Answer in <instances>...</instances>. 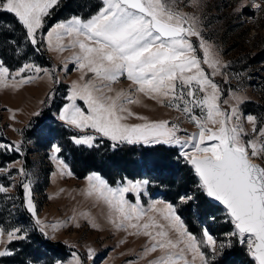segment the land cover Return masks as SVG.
I'll use <instances>...</instances> for the list:
<instances>
[{
  "label": "rangeland",
  "instance_id": "rangeland-1",
  "mask_svg": "<svg viewBox=\"0 0 264 264\" xmlns=\"http://www.w3.org/2000/svg\"><path fill=\"white\" fill-rule=\"evenodd\" d=\"M169 2L176 11L193 18L190 22L200 32V37H190L196 48L197 57L203 59V48L200 46L202 39L207 46H210L214 58L219 61L215 74L208 65L202 63L201 67L212 82L218 85L221 109L231 112L233 107H237L241 116L240 122L248 134L244 137L245 141L259 140L258 132H252L254 126L247 122L246 117L249 115L256 117L255 127L258 130L264 126V10H261L264 9V0H254L255 3L261 4V9L252 6L253 0L246 2L245 0H169ZM242 2L245 6L237 11ZM46 17L43 19L42 28L37 30L38 43L43 44V54L37 48V44L33 45L28 37V43H31L33 49L21 45L17 54L19 58H14L12 61L16 69L11 71L5 64L4 55L0 53V61L9 69L7 86L0 85V145L6 146L0 148V187L6 189L0 191V230L3 231V235L0 236V252L6 251L9 254L0 256V264L16 261L25 264H74L77 257L81 264H150L163 254L160 250L145 254L146 248L150 245V238L131 234L133 229L117 228L111 222L113 214L110 207L96 195L87 194L89 176L95 174L102 180L106 182L107 180L96 172L88 174L85 178H78L72 170L70 155L64 143L67 138L75 146L85 148L95 147L98 141L104 140L113 144L127 142L113 141L92 128L81 130L68 125L65 121L64 124L59 119L64 105L70 103L67 97L71 94L74 82L83 85L92 81L98 87L108 82L94 80L93 73L79 69L73 60L79 49L68 47L71 44V37L66 36L61 41L65 45L63 51L56 50L55 47L50 48L47 33L57 24L43 33ZM12 44H17V40H13ZM26 64L34 65L41 71L37 73L29 68L19 72ZM44 70H47V73ZM29 77H32L30 82L21 83ZM137 87L125 75L111 83V92L104 88V93L107 95L115 96L118 92H124L139 101L126 104L135 115L129 116L123 123L168 121L169 127L173 124L178 125L179 131L176 135L181 140H186L195 133L193 127L176 108L167 106L168 99H164L161 103L138 92ZM196 95L202 96L203 93L197 91ZM234 97H239V102ZM125 98L122 97V103ZM186 99L190 98L186 97ZM76 101L87 114V104L80 99ZM180 103L183 104L182 101ZM138 116L146 117L147 121L137 119ZM209 126L213 125L209 124ZM83 136L94 137L91 146L75 143L74 138ZM132 144H143L145 148L163 145L169 150L177 149L176 160L182 165L191 167L182 155L184 151H193L190 146L182 148L180 145L143 142ZM17 147L19 151L16 150ZM55 147L60 148L58 153L54 151ZM54 155L56 159H53ZM140 156L142 150L138 149L133 159L140 161ZM27 158L30 166L25 169ZM61 160L63 165L58 163ZM253 161L264 166V157L254 158ZM21 169L23 172L20 171ZM149 171L150 174L155 173L152 166L149 167ZM168 174L170 175L165 173L162 178L156 177L158 174H153L151 175L153 179L149 180L126 179L116 186H111L108 182L107 184L117 188L126 187L129 181L133 183L147 181L148 183L138 194L134 191L124 194V198L130 204L138 203L147 211V215L140 223L147 222L148 216H155L160 223L167 224L168 222L163 220L158 211L152 212L149 209L153 204L157 209L171 204L190 233L192 232L186 225L185 219H189L194 230L202 231L200 238L192 234L198 241H202L201 250L205 252L211 264H226V258H231L233 256L231 252L236 248L244 249L240 264H255L246 245L238 243L235 237H229L228 234L234 229L226 210L218 205V208L214 209L203 203L202 197L210 199L200 189L197 176L196 181L189 183H184L182 175L178 176L176 185L172 187L166 179ZM25 183L30 185L31 199L36 209L35 215L28 208V197L23 187ZM178 187L183 188L181 197L185 199L177 202L167 200L166 197L172 198ZM19 188L23 190L25 210L35 223L37 219L42 222L36 224L40 231L43 227L41 232L46 240L54 244H63L66 250L49 253L37 238L27 214L21 207ZM188 197L191 199H187ZM158 201L162 203H156ZM210 202L213 203L211 200ZM93 224L96 227H93ZM54 225L57 227H53ZM204 229H207L217 242L216 260L212 259L211 247L203 242ZM9 232H14L11 240L8 238ZM170 237L175 239L176 234L170 232ZM229 239L232 241V247L225 249L223 255H219V245L227 243ZM188 259L191 260V253H188ZM196 264H200L199 260Z\"/></svg>",
  "mask_w": 264,
  "mask_h": 264
},
{
  "label": "snow or ice",
  "instance_id": "snow-or-ice-1",
  "mask_svg": "<svg viewBox=\"0 0 264 264\" xmlns=\"http://www.w3.org/2000/svg\"><path fill=\"white\" fill-rule=\"evenodd\" d=\"M57 3L58 0H0V11L13 14L35 45L38 43L37 30L42 28L44 17ZM102 5L89 19L74 16L58 23L47 33L50 48L55 47L59 51L65 49L61 41L66 36L71 37L68 47L79 49L73 56L79 69L93 73L94 80L108 82L99 87L92 81L83 85L74 82L67 97L70 103L64 105L59 119L81 130L92 128L113 141L162 143L180 145L182 148L190 146L193 151H184L182 155L193 166L203 193L226 210L234 229L228 234L229 237H235L238 243L246 245L255 264H264V166L253 163L254 158L264 157V126L258 130L255 127L256 117L247 116V122L254 126L252 132H258L260 139L245 141L244 137L248 134L240 122L238 108L233 107L231 112L221 109L218 85L201 67L202 63L206 64L215 74L219 61L202 39L203 59L197 57L190 37H200V32L190 22L193 18L176 11L169 0H102ZM244 6L242 2L237 11ZM252 6L261 9V4L254 0ZM29 68L37 73L41 71L34 65L26 64L19 72ZM44 71L47 73V70ZM8 75L9 69L0 61V85L7 86ZM125 75L138 86V92L161 103L168 99L167 106L185 113L199 132L181 140L176 135L178 125L169 127L168 121L123 123L129 116L135 115L126 104L139 101L124 92L107 95L104 88L111 92V83ZM31 79L29 77L21 83L30 82ZM197 91L203 95L197 96ZM122 97H126L123 103ZM234 98L239 102V97ZM77 99L87 104V114L76 103ZM194 108H200L202 115H195ZM137 119L147 121L146 117L138 116ZM209 124L218 127H209ZM74 139L77 144L91 146L94 137ZM208 141L212 143H206ZM3 147L6 146L0 145V148ZM16 150L19 151V148ZM54 151L58 153L60 148L55 147ZM53 159H56L55 155ZM58 163L63 165L62 160ZM20 171L23 172V169ZM88 180L87 194L96 195L110 207L113 214L111 222L117 228L133 229V235L148 236L150 245L145 254L157 250L163 253L150 264H196L197 260L200 264H211L201 250L202 241L187 230L173 205L167 204L157 209L153 204L149 209L158 211L167 224L160 223L155 216H148L147 222L140 223L147 211L138 203L130 204L124 194L129 191L138 194L147 181H129L126 187L112 188L95 174L89 176ZM23 187L28 197V208L35 215L30 185L25 183ZM0 191L6 189L0 187ZM36 223L42 222L37 219ZM93 227L96 225L93 224ZM170 232L176 234L175 239L170 237ZM2 235L3 231L0 230ZM202 235L203 242L212 249V259L216 260V240L207 229L203 230ZM13 237L14 232H9V240ZM231 247V239L221 243L219 255ZM188 253H191V260ZM8 254L6 251L0 252V256ZM74 264H81L78 257Z\"/></svg>",
  "mask_w": 264,
  "mask_h": 264
},
{
  "label": "trees",
  "instance_id": "trees-1",
  "mask_svg": "<svg viewBox=\"0 0 264 264\" xmlns=\"http://www.w3.org/2000/svg\"><path fill=\"white\" fill-rule=\"evenodd\" d=\"M102 6L100 0H90V2L89 0H61L58 5L52 9L48 17H46L42 32L45 33L54 24L67 21L74 16L85 20L89 19L91 16L95 15ZM13 40H17V44H12ZM21 45L33 49L31 43H28L26 29L13 14L0 11V53L4 55L5 64L11 71L16 69L12 61H14V58H19L17 54ZM36 46L43 54L42 42L37 43ZM8 56L11 58H8ZM64 143L70 155L69 159L72 170L78 178H85L88 174L96 172L102 175L111 186H116L119 182H123L126 179L138 180L147 178L149 180L153 179L151 177L153 174H158L156 177L162 178L165 173H170L166 179L172 187L176 185V179L181 175L185 181L184 183L196 181L193 167L182 165L181 162L176 160L178 158V156H176L178 154L177 149L169 150L163 145L145 148L143 144H113L107 140L98 141L96 146L92 148L77 147L69 138H67ZM138 149L142 150L140 161L133 159V155L137 153ZM29 166L30 161L27 158L25 160V169H28ZM151 166L154 168L155 173L153 174H150L151 172L149 171V167ZM182 189V187L176 188L174 194H172L174 198L168 196L166 199L170 202L179 201L183 195ZM19 197L21 199V207L27 214L37 238L45 245L49 253L66 250L67 248L65 245L59 243L54 244L46 240L32 216L25 210L23 190L21 188H19ZM202 198L204 204H208L214 209L218 208L216 204L211 203L207 198ZM185 222L189 230L200 238L202 231L199 232L194 230L191 227L189 219H185ZM242 253H244L243 248H236V250L231 252L233 256L231 258H226L225 263L240 264L242 262ZM8 264L25 263L16 261L8 262Z\"/></svg>",
  "mask_w": 264,
  "mask_h": 264
},
{
  "label": "built area",
  "instance_id": "built-area-1",
  "mask_svg": "<svg viewBox=\"0 0 264 264\" xmlns=\"http://www.w3.org/2000/svg\"><path fill=\"white\" fill-rule=\"evenodd\" d=\"M181 105H183V104H181ZM193 112H194V114L197 115V116H201V115H202V112H201V109H200V108H194V109H193ZM178 113H180V115H182V116L185 118V120L187 121V123H188L190 126L193 127L195 133H198V132H199V129H198V127L196 126V124H195V123H192V122L189 120L188 116H187L185 113H183L182 111H178ZM209 127H211V126H209ZM212 127H213V126H212Z\"/></svg>",
  "mask_w": 264,
  "mask_h": 264
},
{
  "label": "crops",
  "instance_id": "crops-1",
  "mask_svg": "<svg viewBox=\"0 0 264 264\" xmlns=\"http://www.w3.org/2000/svg\"><path fill=\"white\" fill-rule=\"evenodd\" d=\"M60 1H61V0H58V3H59ZM100 1L102 2V0H100ZM58 3H57V4H58ZM53 8H54V7H53ZM58 23H59V22H58ZM58 23H56V24H58ZM56 24H54V25H56ZM49 29H51V28H49ZM49 29H48V30H49ZM65 38H66V37H65ZM63 40H64V39H63ZM75 51H77V50H75ZM208 90L211 91L210 89H208ZM219 98H220V96H219ZM220 99H221V98H220ZM220 99H219V100H220ZM125 101H126V98H125ZM125 101H124V102H125ZM76 103L78 104L77 101H76ZM218 103H219V101H218ZM78 105H79V104H78ZM79 106H80V105H79ZM86 106H87V105H86ZM61 122L64 123L63 120H62ZM64 124H66V123H64ZM93 130H94V129H93Z\"/></svg>",
  "mask_w": 264,
  "mask_h": 264
},
{
  "label": "water",
  "instance_id": "water-1",
  "mask_svg": "<svg viewBox=\"0 0 264 264\" xmlns=\"http://www.w3.org/2000/svg\"><path fill=\"white\" fill-rule=\"evenodd\" d=\"M253 163H255V162H253ZM256 164H258V163H256ZM260 165V164H259ZM194 169V168H193ZM195 171V170H194ZM196 174V173H195ZM197 176V175H196ZM197 178H198V180H199V177L197 176ZM213 203H215L216 205H218V206H221V207H223L222 205H220L218 202H215L212 198H209Z\"/></svg>",
  "mask_w": 264,
  "mask_h": 264
},
{
  "label": "bare ground",
  "instance_id": "bare-ground-1",
  "mask_svg": "<svg viewBox=\"0 0 264 264\" xmlns=\"http://www.w3.org/2000/svg\"><path fill=\"white\" fill-rule=\"evenodd\" d=\"M254 162V161H253ZM256 163V162H255Z\"/></svg>",
  "mask_w": 264,
  "mask_h": 264
}]
</instances>
